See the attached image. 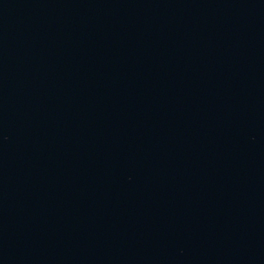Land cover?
I'll return each mask as SVG.
<instances>
[{
    "label": "water",
    "instance_id": "obj_1",
    "mask_svg": "<svg viewBox=\"0 0 264 264\" xmlns=\"http://www.w3.org/2000/svg\"><path fill=\"white\" fill-rule=\"evenodd\" d=\"M0 264H264V0H0Z\"/></svg>",
    "mask_w": 264,
    "mask_h": 264
}]
</instances>
